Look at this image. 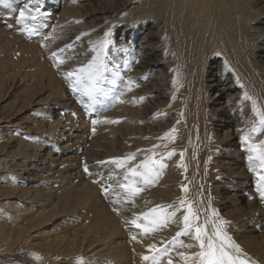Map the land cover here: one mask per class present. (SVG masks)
Returning <instances> with one entry per match:
<instances>
[{
	"label": "rangeland",
	"instance_id": "374dc122",
	"mask_svg": "<svg viewBox=\"0 0 264 264\" xmlns=\"http://www.w3.org/2000/svg\"><path fill=\"white\" fill-rule=\"evenodd\" d=\"M63 1L10 0L9 6L0 5V166H3L2 170L0 168V203H3L0 208V264H102L105 257L109 261L105 260L104 264H152L142 259L149 252L147 245L152 243L158 247L163 243L173 264H182L183 261H177L180 260L177 252L191 253L199 249L198 242L188 234L171 243L172 237L183 227L184 210L177 212L174 222L150 234H144L130 223L156 205L179 207L180 198L191 201L199 216L204 214L196 223L202 224L205 214L210 220L229 221L226 231L240 245L242 257L249 256L247 260L251 262L259 259L257 263L264 264V230H254L258 225L251 222L254 217L264 219V201L258 191V177L250 171L252 165L247 160L251 153L241 139L249 135L255 143L264 140V128L259 127L253 103L247 102L244 95L258 98L262 105L259 103L257 107L264 112V48L258 55L260 83H251L250 88L244 90L232 83L230 70H227L226 90L216 106L213 105L214 109L219 108L215 116L205 108L203 88L196 86L194 80L185 81L186 70L181 69L179 62H170L173 75H169L173 83L163 96L156 98H152L154 92L150 89L138 87L135 94L131 86L123 94L124 77L112 79L106 67L99 92L108 95L103 102L96 103V99L93 101L83 92L85 84L78 85L81 91H73L69 79L65 78L67 72L64 74L62 70L73 71L90 61L87 50L91 47H86L76 27L89 24L90 18L97 19L96 11L106 3L103 0ZM21 9L25 10L23 20L19 16ZM95 24L98 20H94ZM29 25L35 29L31 35L22 31ZM95 30L100 31V27ZM259 30L260 36H264V26ZM154 33L162 52H146L143 61L164 58L169 53L163 34ZM119 37L117 34L116 38ZM70 44H73L71 48L66 47ZM215 54L208 56L206 72L219 76L229 67L222 63L221 57L214 62ZM61 60L64 63H60ZM195 73L191 72L190 76ZM219 88L214 87L213 94L219 95ZM60 92L68 96L61 99ZM194 92L198 94L199 105L192 102ZM121 100L125 106L118 105ZM243 116L247 120L241 123ZM105 119L118 122L109 123ZM26 120L31 121L35 129H18ZM93 120L100 123L93 125ZM254 125L257 126L255 132L252 131ZM62 127L66 128L63 154H55L51 164L44 157L36 160L39 152L36 147L43 134ZM173 127L177 130L174 139L164 137ZM131 154H135L137 163L125 160L123 167L138 164L147 157L158 161L151 183L135 180L128 169L114 163L97 164V161L107 162ZM10 169L15 174L24 173L23 178L32 180L34 187L28 189L29 184L16 179L17 175L9 173ZM257 170L264 174V170ZM125 174L129 175L128 180ZM244 175L248 176L246 182ZM123 184L142 190L132 195L128 188L120 187ZM183 185L187 186V193ZM104 187H108L107 193ZM21 195L25 197L20 201L21 208H13L12 202ZM212 209L218 217L211 215ZM46 213L53 216L46 219ZM54 224L57 225L55 230ZM132 235H136V241L131 239ZM181 243L193 247L182 248ZM162 254L160 264H167L169 256Z\"/></svg>",
	"mask_w": 264,
	"mask_h": 264
},
{
	"label": "bare ground",
	"instance_id": "6f19581e",
	"mask_svg": "<svg viewBox=\"0 0 264 264\" xmlns=\"http://www.w3.org/2000/svg\"><path fill=\"white\" fill-rule=\"evenodd\" d=\"M103 1H105L106 4L102 5L99 8L98 12L96 11L95 15H97L96 16L97 19L93 17V18H90L89 24L82 23L78 25V27H76L78 32L77 31L75 32H77V34L80 33L81 35L84 33H87V35H82V36L85 39L86 47L87 46L91 47V49H88V50L86 49V50L88 54V59L92 60L93 56L96 55L95 48L97 46V42L101 41L104 37V33L108 31L109 29H111V35L108 38L111 40V43L108 45L106 49L107 55L105 57V68L107 67L106 69L109 72L108 75H110L112 79L114 80H116V77L120 75L124 77L122 86H121V89L124 90L123 94L125 93V91H127L128 89L127 87L131 86L132 90H134L133 93L135 94L137 92L136 90H138V87H139L142 89H146V88L150 89V91L152 90V92H154L152 98H156V96L158 97L163 96V94L166 93L167 89H169V87L173 83L171 81L172 76H170V75H173V66L170 62H179L181 69L186 70L187 76H186L185 81L190 82L194 80L196 86H201L203 88L204 90L203 95L205 96V108L208 110V112L213 111L212 114H214L213 116H215V111H217L219 108L214 109V106H216L217 101L220 100L219 98L222 99L221 93L226 90L224 84L228 80L227 70H230L229 74L232 77V81H233L232 83H236L237 85L242 86L244 90H248L251 86V83L253 85H256V84L258 85L260 83V80L258 79V77H261V75H259V68L261 67V65H260V61L258 60L259 59L258 55L260 51L264 48V36H260L261 31L259 30V28L264 26V0H103ZM69 12L71 13L70 10ZM74 12L75 11H73V13ZM94 20H98V24L94 25ZM98 27H100V31L95 30ZM29 28H31L30 25H29ZM154 32H159L163 34L164 36L163 42L164 41L168 42L167 47H168L170 54L168 53L167 57L165 56L164 58L160 56V57H154L153 60L143 61V58H144L143 54H145L146 52L148 53L155 52V51L162 52V48L156 42L157 35ZM117 34H120L119 38H116ZM212 54L216 55V57L213 58L214 62H215V59L221 57L222 63L226 66L228 65L229 67L228 69L226 68L224 71H222V74L219 76H217L218 75L217 73L216 75H213V74L209 75L206 72V65H207L206 60L208 56ZM69 59L71 60V58ZM85 63H83V65L87 64ZM204 66H205V69H204ZM62 72H64V74L66 72L68 73V71L65 69H63ZM149 72L151 73L150 76H148ZM191 72H196V73L191 77L190 76ZM130 80L133 82L131 85L128 83ZM177 82L179 81L177 80ZM83 84L86 85L84 86V88L89 86L88 81H84ZM214 87H221L218 89L219 95L213 94ZM54 90L55 91L58 90L56 94L59 92V88L57 86H55ZM60 94H61L60 95L61 99L62 98L65 99L68 96V94L66 95L65 93L60 92ZM107 95L108 94L100 93L98 91L95 94L96 103L103 102L105 98L107 97ZM197 97H198V94L196 92L191 94L192 102L194 101V104H196L197 102V104L199 105V99ZM122 101L123 100L119 101L118 105L125 106V103ZM255 101H256V106H258L259 103L261 104V101H258V98H256ZM247 102L253 103L252 100H247ZM81 111L82 110L80 108V112ZM81 116L84 117V115H81ZM72 118L74 119V117L71 116V119ZM246 120L247 118L243 116L241 118V121H242L241 123H243L244 121L246 122ZM51 123L53 122L51 121ZM3 127H6V125H3ZM41 127H43L42 124H41ZM65 127L57 128L55 130H50L47 133L43 134L44 136L42 137L40 144H38L37 145L38 147H36L37 151H39L36 155V160H42V157H44V160L48 161L49 164L52 163V161L54 160V155L55 154L58 155L66 145V143L64 142L66 138L65 136L66 128ZM18 129H22V130L24 129L25 131H28V130L35 129V128L33 124L31 123V121L30 122L27 121L23 126L19 127ZM68 134H71V133H68ZM71 136H73V134H71ZM124 139L125 138H123V140ZM192 139L194 140V138ZM204 144H207L206 141ZM147 152L149 153V150ZM149 159L150 158L147 157L140 161L138 160L139 161L138 164H132L128 168H126L127 167L126 165V167H123V168L129 169V168L137 167L138 165H141L142 162H145ZM134 160L135 159H133V162ZM203 167L205 170L207 167L205 163ZM0 168L2 170L3 166H0ZM10 170H9V173L11 174L16 173L13 170L11 171ZM138 170L142 171V169H138ZM154 172H155V169L153 170L152 175L154 174ZM23 174L24 173H21V172H20V175L17 173L15 174L17 175L15 176V178L21 180L25 185L29 184V186L27 187L28 189L34 187V185L31 184L33 183V181L32 180L26 181L27 178H23ZM133 178L139 182H143L138 177H133ZM247 178L248 176L247 177H245V175L243 176V179H245V182ZM193 179H195V177ZM25 182H27L28 184H26ZM24 198L25 197L21 195L18 198V200L13 201L12 202V206H14L13 208H16V209L21 208L19 207L21 206L20 201L22 202ZM2 204L3 203H0V208L2 207ZM209 210L210 209H208V211ZM19 212L20 211H18V213ZM254 214L256 213H253V215ZM45 215H46V219L51 216V214H49L50 216H48L47 213ZM201 215H204V214H201ZM200 216L199 218H201ZM110 220H112V217ZM251 220H252L251 222L254 223V225H258V226H254V230L256 228H257L256 230H260V229H262L261 231L264 230V219L261 220V219H257L254 217ZM108 222H109V219H108ZM144 222L145 221L141 219V223H144ZM50 224L52 225V222ZM108 224H110V222ZM210 225L208 229L209 231H211ZM56 226L57 225L54 224V226L52 227L53 230L56 229ZM198 250L199 249L195 251H198ZM259 250L262 251L263 249L261 248ZM148 253L147 255H149ZM94 255H96V253H94ZM177 257L180 258L178 255ZM247 257L249 259V256ZM105 260L109 261L108 257H105L104 259H102V264L106 262ZM254 260H256L254 261L256 262L255 264L260 263V262L257 263L259 259L254 258ZM177 261L178 263L182 262L181 258L180 260H177ZM176 263L177 262H175V264Z\"/></svg>",
	"mask_w": 264,
	"mask_h": 264
},
{
	"label": "snow or ice",
	"instance_id": "6c2138e0",
	"mask_svg": "<svg viewBox=\"0 0 264 264\" xmlns=\"http://www.w3.org/2000/svg\"><path fill=\"white\" fill-rule=\"evenodd\" d=\"M0 5L9 6L10 0H0ZM27 6L28 5L26 4L25 8H27ZM19 16L20 19L23 20L25 16L24 9L20 10ZM77 23H79V21H77ZM22 31H27L29 35H31L35 32V29L25 28L22 29ZM82 35H87V33ZM110 35L111 29L104 33V37L101 41L97 42V46L95 48L96 55L93 56L92 60H90L86 65L78 67L77 69L69 71L65 74V78L69 79V87L73 91H81V88H79L78 85L84 81H88L89 86L83 88V92L93 101L95 100V94L100 91L99 81L101 80L105 70V57L107 55L106 49L111 43V40L108 39ZM79 39L80 37L78 36L77 40ZM66 47L71 48L72 45H67ZM52 55L53 57H56V53H53ZM60 63H64V61L61 60ZM71 78H74V80ZM128 83L131 85L133 82L130 80ZM129 90H131V88H129ZM244 95L246 99L252 100L253 110L259 118V127L264 128V112L256 106V101L251 96L247 93ZM140 99L142 100L143 97ZM85 108L88 110L87 105H85ZM73 115H75V113H73ZM105 122L116 123L118 121H108L105 119ZM97 123H100V121H92L93 125H96ZM92 131L95 132V127H93ZM176 131L175 127H173L168 132L164 133V137H171L174 139L173 134ZM252 131H257L256 125L253 126ZM241 139L247 144L248 151L251 153L248 157V160L252 165V167H250V171L255 172L258 177V191L260 192L261 200L264 201V174H261V172L257 170V168L264 170V140L255 143L251 140L249 135H244ZM154 147L156 146L154 145ZM173 154L174 153H169V155ZM133 159H135V154H131L126 158H111L107 162L97 161V164L114 163L119 167H123L125 160ZM181 161H183V153H181ZM156 163H158V161L152 158L142 162V164L137 167L129 168L128 172L131 173L133 177L140 178L144 183H151V176ZM181 166L183 167L182 164ZM138 169H142V171ZM84 171H88L87 165L84 166ZM128 179L129 177L126 174L125 180ZM120 187L128 188L132 195L138 194L142 190L139 187H130L128 184L120 185ZM182 188L183 191L187 193V186L183 185ZM108 190V187L103 188L105 193H107ZM178 203L179 207H174L172 204L156 205L153 208H149L147 212L140 213V215L132 219L130 223L134 225L136 229L142 230L144 234H150L155 232L158 228L166 227L169 222H174L177 212L184 210V214L182 216L183 227L176 233L175 236L172 237L171 243H176L177 237L183 234H188L189 236H192L196 242H198L199 251L191 253L183 251L177 252L176 254L181 258L183 264H255V262H251L242 257V249L240 245L235 243L233 238L228 235L226 226L230 223L229 221L225 219H218V221L212 220L211 231H209L210 221L207 218V214L202 224L196 223V221L199 220V215L197 210L193 208L192 202L188 201L186 198H180ZM169 209L172 210L169 211ZM116 211H119V209H116ZM211 215L213 217H218V213L215 209H212ZM141 218L145 221L144 223L138 222ZM131 239L136 241V235H132ZM180 247L191 248L193 245H185L181 243ZM147 248L151 255H143L142 259L144 261H151L152 264H160L159 257L160 254L163 253L164 255L169 256L167 264H173L168 248L165 247L163 243L160 247H158L155 243H152L147 245ZM36 258L39 259L38 256Z\"/></svg>",
	"mask_w": 264,
	"mask_h": 264
}]
</instances>
